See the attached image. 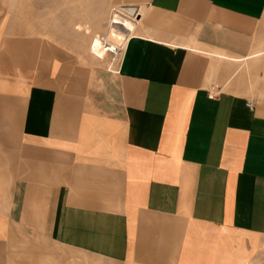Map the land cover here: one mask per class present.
Listing matches in <instances>:
<instances>
[{"label":"crops","instance_id":"1","mask_svg":"<svg viewBox=\"0 0 264 264\" xmlns=\"http://www.w3.org/2000/svg\"><path fill=\"white\" fill-rule=\"evenodd\" d=\"M130 5L115 72L0 30V264L24 240L76 264H239L264 243V102L244 69L264 0Z\"/></svg>","mask_w":264,"mask_h":264},{"label":"rangeland","instance_id":"2","mask_svg":"<svg viewBox=\"0 0 264 264\" xmlns=\"http://www.w3.org/2000/svg\"><path fill=\"white\" fill-rule=\"evenodd\" d=\"M146 3L147 0H0V30L5 41L7 39L19 41L33 38L47 39L52 46L71 52L73 57L84 65L103 66L110 71L112 68L115 72L116 68L112 67V56L107 54L103 45L107 30L113 23L111 22L112 14L123 4H138L145 9ZM142 16L139 15L137 19ZM117 24L122 31L127 30L121 23ZM255 61L249 67L250 69L246 64L244 69L250 71L247 75L252 81L250 87L253 94L258 100L264 102V57ZM10 183L12 184L13 181L0 180V198H6V196L10 198ZM51 189L53 190V187ZM39 197L36 194L29 203L35 205V210L40 211L39 218H42L44 203ZM20 198L26 205V197ZM48 199L54 198L50 195V197L47 196ZM45 206L47 209L48 202H45ZM40 230L44 231L43 228ZM26 241L19 244L20 259L9 261V264H31L32 262L34 264H76L73 258L69 259L68 251L53 245H50L49 258L43 259L40 255L38 259L33 260L27 254L32 245L30 247ZM36 246L35 244L34 247ZM37 249L42 251V248ZM250 255L249 259L242 260L239 264H264V243L258 249H253Z\"/></svg>","mask_w":264,"mask_h":264},{"label":"bare ground","instance_id":"3","mask_svg":"<svg viewBox=\"0 0 264 264\" xmlns=\"http://www.w3.org/2000/svg\"><path fill=\"white\" fill-rule=\"evenodd\" d=\"M140 9H141L140 7L139 9H137V7H135L134 5L123 4L120 6L118 11L113 12L111 19V22L113 23H111V26L107 30V37H104V43H103L104 47H106L107 45L106 42H109L110 43L109 45L113 47L124 46L128 37H130V35L133 33L136 24L138 23V20H140L135 17V13L137 11H139L140 13ZM139 15H141V13ZM114 22L116 24L121 23L122 25L125 26L127 30L122 31L119 28L118 24L116 25L114 24ZM100 39H102V37H100Z\"/></svg>","mask_w":264,"mask_h":264},{"label":"built area","instance_id":"4","mask_svg":"<svg viewBox=\"0 0 264 264\" xmlns=\"http://www.w3.org/2000/svg\"><path fill=\"white\" fill-rule=\"evenodd\" d=\"M139 11H137L135 13V17L138 18L139 17ZM106 47H105V51L107 52L108 55L112 56V63L115 64L116 62L120 61V59L122 58V55L124 53L125 50V46H121V47H113L111 45H109V42H106ZM248 105L250 107H253V103L248 101Z\"/></svg>","mask_w":264,"mask_h":264}]
</instances>
